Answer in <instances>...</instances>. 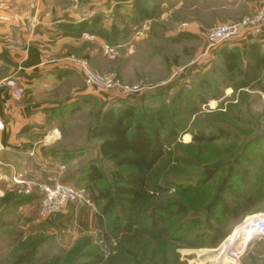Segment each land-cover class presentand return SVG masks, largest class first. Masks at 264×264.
<instances>
[{
	"label": "rangeland",
	"instance_id": "rangeland-1",
	"mask_svg": "<svg viewBox=\"0 0 264 264\" xmlns=\"http://www.w3.org/2000/svg\"><path fill=\"white\" fill-rule=\"evenodd\" d=\"M143 1L147 3L151 18L137 26L129 23L130 19L135 18L136 12L129 11L125 0H99L95 6L86 3L84 7L92 14L87 16L77 13L81 20L99 17L102 28L108 34L113 26L126 29L124 35L115 37L109 44L95 35L102 43V52L107 58L96 61L98 68L93 66L88 57L77 58L88 59L91 68L99 74L113 75L122 85L141 89L138 92H123L119 88L109 92L97 91L101 99V114L109 107L117 108L132 103L138 119L145 122L152 134L158 131L161 137H165L172 124L179 123L182 126L180 136L165 147L166 154L157 165L156 174L162 185L166 181H172L176 186L189 185L199 177L204 167L221 164V171L197 192L177 190L175 186L154 194L152 201L182 203L191 210H200L213 198L231 166L237 174L233 181L239 189L247 183H256L260 173L263 178V196L254 205L248 206L241 217L227 223L225 229L228 235L216 247L199 248L190 247L188 243H193V237L203 230L200 223L192 226L191 235L185 239L182 235L181 239L155 238L141 228L134 236L112 234L109 228L111 217L106 216L103 222L96 219L101 208L91 201L92 193L83 194L75 202L78 205L90 204L94 209L93 230L89 233L73 236L68 227H56L54 222L59 213L37 220L43 197L40 186L51 185L56 181L67 184L77 182V172L66 171L64 165L59 166L63 172L57 180H48L44 175L36 177V190L30 192L31 201L23 206L22 214L16 211L17 202L14 200L27 196V188L20 193L13 185L22 182H15V177L12 180L3 178L0 179V197L7 189L14 190L6 194L4 203L0 201V213L4 212L0 216V264H74L80 263L81 255L86 253L103 255L107 260L105 264H126L123 263L125 251L135 253L141 264H240L249 253L255 236L252 238L250 235L246 221L264 210V93L233 90L231 87L219 89V47L209 49L205 34L217 25L237 22L254 13L230 22L213 23L203 29V34L197 38L182 40L184 33H175L189 27H176L172 16L164 17L158 0ZM190 11L188 5L184 4L177 20L190 23L191 13L197 19L202 18L196 10ZM179 89H182L180 96L176 93ZM217 92L220 97L212 98ZM219 129L224 130L225 136L218 137L221 134ZM211 135L217 138L207 143L194 141L196 137ZM238 158L240 160L236 164ZM102 167L104 179L99 187L104 188L109 183L113 165L105 162ZM248 212L251 215H247ZM192 215L190 212L189 216ZM203 220L201 214L198 221ZM73 230L76 229L73 227ZM259 250L264 251V246ZM26 255L28 258L23 261Z\"/></svg>",
	"mask_w": 264,
	"mask_h": 264
},
{
	"label": "crops",
	"instance_id": "crops-1",
	"mask_svg": "<svg viewBox=\"0 0 264 264\" xmlns=\"http://www.w3.org/2000/svg\"><path fill=\"white\" fill-rule=\"evenodd\" d=\"M135 1L125 0L130 12H136ZM139 1L142 7L148 8L145 1ZM263 2L158 0L157 4L163 9L164 17L172 16L176 27H189L175 33H184V40L197 38L213 23L230 22L255 13ZM184 4L202 18L197 19L191 13L190 23L177 20ZM150 18L138 22L130 19L129 23L137 26ZM79 21L82 20L71 9L69 0H0V123L3 126L0 129V179L22 176V184H12L20 193L27 188V196L14 200L15 209L21 214L29 203L30 192L36 190V177L44 175L48 180H57L63 172L59 170L60 165L73 173L94 161L98 165L104 163L101 141L96 136L101 99L97 91L85 86L70 60L77 56L88 57L97 67L98 59L107 58L95 35L89 37L84 33L76 37L67 34L61 26ZM252 43L258 44L264 52V31L259 38L247 36L230 42L229 48H237L246 63ZM8 77H13L21 88L20 99L14 98L11 89L2 83ZM13 190L7 189L0 201L4 203L6 194ZM93 210L90 204L71 203L57 215L54 223L58 228L68 227L73 236L89 233L93 230ZM258 214H264V210ZM262 245L264 240L255 238L240 264H264V251L259 250Z\"/></svg>",
	"mask_w": 264,
	"mask_h": 264
},
{
	"label": "trees",
	"instance_id": "trees-1",
	"mask_svg": "<svg viewBox=\"0 0 264 264\" xmlns=\"http://www.w3.org/2000/svg\"><path fill=\"white\" fill-rule=\"evenodd\" d=\"M135 5L136 18H132L135 22L150 18L151 15L142 7L141 1H135ZM61 26L69 35L76 37L84 33L98 35L108 44L115 37L126 33L125 28L113 26L108 34L102 28L99 17ZM217 53L220 60L218 66L220 82L219 87L217 86L219 89L231 87L233 90H257L264 93V52L258 44L250 45L246 63L237 48H229V43L221 45ZM202 84L205 85V82ZM208 86L209 83L206 87ZM181 90L176 91L178 96ZM219 94L217 92L212 98L218 99ZM181 129L182 126L175 123L170 126L165 137H161L158 131L152 134L145 122L138 119L135 105L132 103H125L117 108L109 107L102 112L96 136L101 141L102 160L113 165L109 183L104 188L99 187V183L104 179L103 162L98 165L94 161L77 171V182L71 185L84 189V195L92 193L91 201L101 208V212L96 214V219L103 222L106 216L111 217L109 228L112 234L134 236L141 228L151 237L181 239L182 235L185 239L191 235L192 226L200 223L203 230L193 237V243L189 242L188 246L216 247L221 239L228 235L225 229L227 223L241 217L248 206L254 205L263 196L261 189L263 178L260 173L256 177V183H247L245 187L239 189L233 181L237 174L231 166L218 185L213 198L200 210H191L182 203L152 201L154 194L163 193L176 186L172 181H166L162 185L156 168L166 154L165 147L180 136ZM219 131L221 134L218 137L225 136L223 129ZM216 138L215 135L200 136L194 138V141L207 143ZM239 160L238 158L235 163H239ZM220 171L221 164L206 166L194 182L185 186L179 184L176 189L197 192L209 184ZM190 212L193 213L192 216H189ZM201 214L204 220L198 221ZM124 255L123 263L141 264L135 253L125 251ZM27 256L23 261L28 258ZM105 263L107 260L103 255L86 253L81 255L80 263L74 264Z\"/></svg>",
	"mask_w": 264,
	"mask_h": 264
},
{
	"label": "built area",
	"instance_id": "built-area-1",
	"mask_svg": "<svg viewBox=\"0 0 264 264\" xmlns=\"http://www.w3.org/2000/svg\"><path fill=\"white\" fill-rule=\"evenodd\" d=\"M28 1L33 2L34 0ZM98 1L99 0H71V9L78 14L82 13V15L90 16L92 13L86 10L84 4L93 3L91 5L95 6ZM92 8L95 9L96 7ZM263 31L264 2L253 15L246 16L237 22L217 25L208 30L205 36L208 41L209 49L215 50L224 43L246 38L247 36L259 38ZM70 65L80 73L85 86L90 89L100 92H109L116 88H119L123 92H138L141 90L139 87L122 85L113 75L99 74L95 72L86 58L73 57L70 60ZM2 83L11 89L14 98L20 99L22 97L21 88L13 77L4 79ZM2 127L3 126L0 123V129H2ZM1 149L2 146L0 144V150ZM60 168L64 169V166H61ZM14 181L17 183L23 182L22 176H16ZM40 191L43 194V197L38 210L37 220H44L60 213L69 204L77 202L85 193L84 189H78L71 184L59 181H56L51 185L40 186ZM248 226L254 230L257 238L264 240V214H258L251 217L248 221Z\"/></svg>",
	"mask_w": 264,
	"mask_h": 264
},
{
	"label": "bare ground",
	"instance_id": "bare-ground-1",
	"mask_svg": "<svg viewBox=\"0 0 264 264\" xmlns=\"http://www.w3.org/2000/svg\"><path fill=\"white\" fill-rule=\"evenodd\" d=\"M248 221H249V219L246 221L247 225H248ZM249 232H250V235L252 236V238H254V236L256 238V234H255L254 230L252 228H250V227H249Z\"/></svg>",
	"mask_w": 264,
	"mask_h": 264
},
{
	"label": "water",
	"instance_id": "water-1",
	"mask_svg": "<svg viewBox=\"0 0 264 264\" xmlns=\"http://www.w3.org/2000/svg\"><path fill=\"white\" fill-rule=\"evenodd\" d=\"M250 246H251V244H250Z\"/></svg>",
	"mask_w": 264,
	"mask_h": 264
}]
</instances>
